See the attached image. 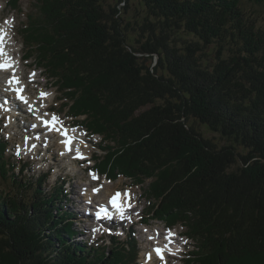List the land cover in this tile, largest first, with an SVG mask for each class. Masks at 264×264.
<instances>
[{"label":"trees","instance_id":"16d2710c","mask_svg":"<svg viewBox=\"0 0 264 264\" xmlns=\"http://www.w3.org/2000/svg\"><path fill=\"white\" fill-rule=\"evenodd\" d=\"M30 1L24 60L100 137L93 170L143 189V223L185 228L182 264H264V0ZM7 148L0 138V264H137L133 231L75 241L65 179L21 182Z\"/></svg>","mask_w":264,"mask_h":264},{"label":"rangeland","instance_id":"374dc122","mask_svg":"<svg viewBox=\"0 0 264 264\" xmlns=\"http://www.w3.org/2000/svg\"><path fill=\"white\" fill-rule=\"evenodd\" d=\"M8 2L9 0H0V32L7 33L5 56H9L14 70H17L25 78V93L28 96L27 103L17 105L21 109L19 112L13 106L0 108V138L8 144L6 156L10 158V162L16 165L15 176L23 182L24 180H35L39 176L48 174L49 177L44 184L46 191H49L54 185H59L61 180L65 179L64 188L70 194L68 197L71 200L69 209L76 214L74 228L84 235L83 238L76 237L75 241H83L87 246L92 245V243H95L93 246H102L109 243L110 232H113L112 235L118 237L117 239L123 240L128 232L133 231L140 249L137 264H157L158 260H155L153 254L154 243L159 239H156L153 232L158 230L162 223L151 220L147 225L148 227L143 226L140 219L148 216L143 213V210L148 206V201L143 195V189L124 178L110 182L102 176L95 181L97 177L94 178L96 175L91 170L92 164H94L91 156L95 153L102 154L97 148L100 137L85 136L79 142V146L84 150L86 157L91 160V165H89L78 162L71 154L64 155L62 142L64 140L60 134L46 130L45 125L40 127V123L43 121L45 124L53 113L52 111L59 115L61 122H66V124H72V122L71 118L65 115V112H60L62 101H57V92L51 86L50 81L46 79L44 73L35 67L33 60L26 61L22 58L24 57V49L18 30L24 25L26 15L31 11V1L22 0L20 9L15 11L10 9ZM246 9L250 8L247 7ZM13 68L11 67V72ZM6 78L9 80L8 74L0 75V79L5 80ZM30 79H36L37 83L30 84ZM5 91L14 96L9 89L0 92L5 93ZM42 91L49 94L47 101H45L46 108H41L42 105L37 99V95ZM195 127L218 148L228 144L218 134L210 132L202 125L195 124ZM80 133L81 135L85 134L83 131ZM16 152L19 153L18 156L15 155ZM24 163L28 165V168L25 172L20 173L18 168ZM149 182L150 180H147L146 185ZM5 189L7 191L13 190L11 183L5 185ZM127 189H131L135 196V208L133 212L128 214L127 222L121 225L113 223L114 231L111 229L113 226L102 225L98 227L99 229L97 228L96 232H93V228L89 227V220L85 215H81L78 210H82L83 206H87L86 204L93 205L92 202L103 203L106 201L107 195L111 196ZM177 229L183 230L181 227H177ZM147 258L152 260L148 262ZM181 263L179 258L169 259L167 264Z\"/></svg>","mask_w":264,"mask_h":264},{"label":"snow or ice","instance_id":"6c2138e0","mask_svg":"<svg viewBox=\"0 0 264 264\" xmlns=\"http://www.w3.org/2000/svg\"><path fill=\"white\" fill-rule=\"evenodd\" d=\"M0 43H2V39H0ZM4 55H5V53L2 51V49H0V56H4ZM10 67H12V65H11L10 62H8V63H0V70H6V69H8V68H10ZM33 75H35V74H33ZM18 83H19V81H18L17 79H15V77H13V79H10V80L8 81V84H9V85L18 84ZM13 90L17 92V96H18L19 99H21L23 102L27 103V101H26V100L24 99V97L21 95V93H22V91H23L22 89H13ZM41 95H42V96H46L47 94H46V93H42ZM56 120H57V118L53 117V122L51 123V127H53V128L55 127ZM45 126L48 127V126H49V123L46 122V123H45ZM61 135H64V136L66 137L65 141H62V142L65 143V146H66V148H67L68 150H71V148H70V143H71V142L67 139V133H66V132H63V133H61ZM77 151H78V150H77ZM80 158H83V157L81 156ZM94 178H95V177H94ZM94 191H98V190H94ZM120 195H121L120 193H117L116 196H114V197L112 198V200H111V203L113 204V207H116L118 210H121V209H120V206L117 204V198H118ZM101 211H104V210L102 209ZM155 251H156L157 255H158L161 259H163V255H162L163 250L158 248V249H156ZM149 258H151V257H149Z\"/></svg>","mask_w":264,"mask_h":264},{"label":"bare ground","instance_id":"6f19581e","mask_svg":"<svg viewBox=\"0 0 264 264\" xmlns=\"http://www.w3.org/2000/svg\"><path fill=\"white\" fill-rule=\"evenodd\" d=\"M5 53V52H4ZM3 58L4 59H6V60H8V62H10V59H8L5 55L3 56ZM12 70V69H11ZM11 70H9L8 72H5V73H0V75H2V74H7V73H11ZM7 86H10L9 84H8V82H7ZM15 89H17L16 87H14ZM26 95V97H27V94H25ZM27 99H28V97H27ZM56 129L57 130H59V127H56ZM49 130V129H48ZM50 132H51V130H49ZM63 153H64V155H67V153L64 151V149H63ZM91 197V196H90ZM109 197H110V195H107L106 196V200H108L109 199ZM93 203V205H96V206H94V207H97V206H99L100 204H103V203H100V204H97L96 202H92ZM92 205V204H91ZM154 254H156V252L154 253ZM148 259V258H147ZM165 259V258H164ZM150 260H152V259H148V262L150 261ZM147 262V263H148Z\"/></svg>","mask_w":264,"mask_h":264}]
</instances>
